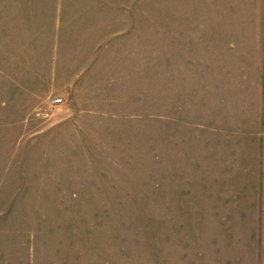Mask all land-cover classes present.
Masks as SVG:
<instances>
[{
    "label": "rangeland",
    "instance_id": "374dc122",
    "mask_svg": "<svg viewBox=\"0 0 264 264\" xmlns=\"http://www.w3.org/2000/svg\"><path fill=\"white\" fill-rule=\"evenodd\" d=\"M83 2L78 52L99 47L102 65H81L75 91L56 77L43 103L26 101L38 86L0 92V264H234L251 241V143L213 102L240 79L205 65L210 2Z\"/></svg>",
    "mask_w": 264,
    "mask_h": 264
},
{
    "label": "crops",
    "instance_id": "0c3cea01",
    "mask_svg": "<svg viewBox=\"0 0 264 264\" xmlns=\"http://www.w3.org/2000/svg\"><path fill=\"white\" fill-rule=\"evenodd\" d=\"M208 1L211 5H205L208 13L201 21L210 22V30L205 33L208 37L217 34L218 42L214 37L205 41V65L215 69L217 65H236L240 79V87L233 93L224 95L216 90L212 100L221 103L222 118L225 112L231 118L233 113L237 115V132L247 134L251 143V205L247 207V213L252 215L251 241L232 261L264 264V0ZM213 18L217 23L214 30ZM84 19L83 0H0V92L8 80L13 85L38 86L37 91L27 90L26 101L43 103L55 78L60 76L65 79L57 83L77 90V78L86 68L81 65H102L96 56L99 47L93 48L87 59L78 52ZM176 41L173 37L171 48L167 46L169 55L162 59L163 64L178 65ZM163 51L164 46L159 54ZM58 65L62 66L59 76ZM219 76L218 73L221 79ZM204 84L209 91L207 77ZM72 96L77 98L74 92ZM226 102L230 109L223 107Z\"/></svg>",
    "mask_w": 264,
    "mask_h": 264
},
{
    "label": "built area",
    "instance_id": "2783aa9c",
    "mask_svg": "<svg viewBox=\"0 0 264 264\" xmlns=\"http://www.w3.org/2000/svg\"><path fill=\"white\" fill-rule=\"evenodd\" d=\"M61 99L60 98H56V99H54L53 101L54 102H58V101H60Z\"/></svg>",
    "mask_w": 264,
    "mask_h": 264
}]
</instances>
